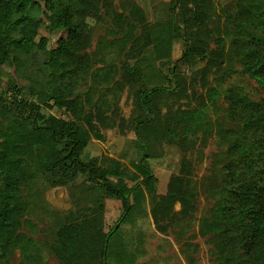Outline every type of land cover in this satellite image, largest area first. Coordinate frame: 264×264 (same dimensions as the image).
<instances>
[{
	"label": "trees",
	"instance_id": "obj_1",
	"mask_svg": "<svg viewBox=\"0 0 264 264\" xmlns=\"http://www.w3.org/2000/svg\"><path fill=\"white\" fill-rule=\"evenodd\" d=\"M113 2L0 0V74L17 65L39 75L36 89L27 94L0 81V264H11L13 243L29 225L28 215L46 208V192L61 187L67 188L72 207L63 214L56 211L45 264H106L111 240L117 251L125 252L126 264H137L128 250L134 235L127 236L123 226H134L133 212L147 201L159 232L176 226L181 234L185 226L186 232L196 220L200 186L189 155L197 142L205 147L214 137L218 151L210 174L201 179L213 199L202 219L203 233L213 238L217 264H264V0H238L236 12L223 10L217 24L213 0H172V18L156 36L141 9L134 10L140 35L132 43L130 33L117 41L136 61H124L120 79L113 80L115 66L96 71L95 79L113 85L97 89L94 99L96 89H84L88 73H94L100 61L95 52H88L90 21L102 18L101 12ZM116 15L119 31L126 23L134 27L131 17ZM58 32L66 35L50 48V37ZM176 37L185 41L177 62L201 57L206 60L205 75L224 64L232 70L239 64L258 98L210 87L197 108L163 117L160 99L171 89L138 91L144 117L134 131L142 155L131 185L117 159L108 157L103 163L99 158L84 160L82 154L93 138L104 139L100 128L117 116L124 87L143 80L150 46L157 60L172 61ZM223 99L228 103L226 125L210 115ZM43 108L53 113L44 117ZM165 145L181 147L184 155L166 191L160 192L151 160L162 158L155 147ZM108 198L120 201L123 210L105 232Z\"/></svg>",
	"mask_w": 264,
	"mask_h": 264
},
{
	"label": "rangeland",
	"instance_id": "obj_2",
	"mask_svg": "<svg viewBox=\"0 0 264 264\" xmlns=\"http://www.w3.org/2000/svg\"><path fill=\"white\" fill-rule=\"evenodd\" d=\"M113 1L112 7L101 12L102 18L90 21L91 45L88 52L90 54L95 52L96 59H100V61L97 60L93 68L95 72L88 73L87 85L84 86V89H96L94 93L92 92L94 99H98V91L113 85V82L104 85L101 79L98 81L93 77L95 73L103 72L115 66L116 69H112L114 72L113 80L120 79L124 61L131 65L136 61V58H131L128 52L122 51V45L117 41L118 39H125L130 33L132 36L129 39L132 43L134 37L140 35L139 20L135 16L134 10L141 9L151 28L152 36L159 35L164 24L172 18V0ZM237 1L213 0L215 12L218 14L214 20L216 24L220 21L223 10L232 14L236 12ZM122 13L131 17V23L134 27L126 23L119 31L120 22L116 14ZM210 27L213 26L210 25ZM65 35V32L51 35L49 47H56L57 40ZM211 47H216L214 41H211ZM184 49L185 41L181 37H176L172 42V61H166L157 60L153 44L150 46L147 54L149 63L147 66L145 65L143 80L136 84L126 85L120 92L115 111L117 116L115 115L104 127L100 128L104 139L93 138L91 140L82 154L84 160L99 158L105 163V159L108 157L115 158L121 162L124 180L131 185L134 184L132 178L135 173V164L138 163L142 155L134 126L137 121L144 117L137 104L136 94L138 91L151 90L156 87L171 89L169 92H164L160 99L163 117L175 113L179 109L197 108L206 98L207 89L210 87L223 93L228 89H233L248 95L252 99L258 98L257 90L241 73L242 66L239 64H236L233 70L224 64L221 67L212 68L205 75L203 69L206 66V60L201 59V57L184 64L177 62ZM35 72L27 66H23V68L17 67V65L9 66L1 70L0 81L3 87L11 85L10 89H25L27 94L30 92L29 89H36L37 84H39V75ZM172 84H175L176 87L171 88ZM97 89L99 90L97 91ZM217 105L219 108H212L210 115L215 121H221L226 125L228 120L225 109L228 103L223 99ZM113 106L114 110L116 108L115 102ZM51 113H53L52 110L46 108L42 110L44 117ZM214 142L215 137L210 138V143L205 147L197 142L189 155L193 160L196 179L200 180V186L196 220L186 232H184L187 229L185 226L182 228L183 234H181L179 226L169 228L167 233L159 232L153 223L150 205L147 201L141 202L140 206L133 212L135 215L134 226H130V224L123 226L124 230L127 231V236L130 233L134 235L131 237L132 246L128 250L131 251L133 258L136 256L135 263L217 264L213 238L210 234L203 233L201 227L202 219L206 217L213 203V199L202 188L201 179L210 174L214 155L218 151L216 145L212 144ZM155 152L162 154V158L152 159L151 164L159 178L160 192H165L171 175L179 170V162L184 151L179 146L165 145L164 148L156 146ZM44 202L46 208L35 209L34 213L28 215L29 225L23 227L20 239L14 241V256L11 258V264H45L48 256V247L46 249L45 246L53 238V233H50L48 229L53 224L54 216L58 215L56 211L63 214L72 207V202L65 187L48 190ZM106 204L105 232L109 231L116 223L123 210L122 204L118 200L108 198ZM176 209L179 211L180 206L178 205ZM115 249L111 240L107 245L106 264H126L125 262L128 260H125V252Z\"/></svg>",
	"mask_w": 264,
	"mask_h": 264
},
{
	"label": "crops",
	"instance_id": "obj_3",
	"mask_svg": "<svg viewBox=\"0 0 264 264\" xmlns=\"http://www.w3.org/2000/svg\"><path fill=\"white\" fill-rule=\"evenodd\" d=\"M142 264V263H141Z\"/></svg>",
	"mask_w": 264,
	"mask_h": 264
}]
</instances>
